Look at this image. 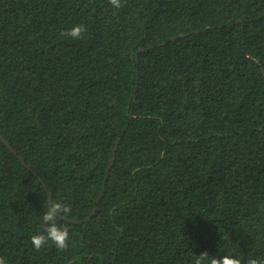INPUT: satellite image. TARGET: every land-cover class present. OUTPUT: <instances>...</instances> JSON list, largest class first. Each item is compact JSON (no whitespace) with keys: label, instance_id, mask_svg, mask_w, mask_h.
<instances>
[{"label":"trees","instance_id":"16d2710c","mask_svg":"<svg viewBox=\"0 0 264 264\" xmlns=\"http://www.w3.org/2000/svg\"><path fill=\"white\" fill-rule=\"evenodd\" d=\"M122 2L0 0V257L264 260V0Z\"/></svg>","mask_w":264,"mask_h":264},{"label":"clouds","instance_id":"9594fccd","mask_svg":"<svg viewBox=\"0 0 264 264\" xmlns=\"http://www.w3.org/2000/svg\"><path fill=\"white\" fill-rule=\"evenodd\" d=\"M109 4L114 9L123 7L122 0H109ZM86 29L83 25H77L67 32H62V36L70 37L73 40H79L83 37ZM70 205L65 204L60 200H49L47 203V211L42 216L44 229L42 233L33 235L30 242L35 250H40L48 242H51L60 251H65L68 248L69 227L61 225L58 221L61 217L71 214ZM194 264H241V259L238 257L224 255L223 257L209 258L207 252L195 256ZM0 264H6L4 257H0ZM244 264H264V260L257 258H248Z\"/></svg>","mask_w":264,"mask_h":264},{"label":"water","instance_id":"95a60500","mask_svg":"<svg viewBox=\"0 0 264 264\" xmlns=\"http://www.w3.org/2000/svg\"><path fill=\"white\" fill-rule=\"evenodd\" d=\"M0 141H1L2 143H4V144H5V145H6V146H7V147H8L13 153H15V152L12 150V148L10 147V145H9V144L3 139V137H2L1 135H0ZM116 148H117V146L114 147V151H113V153H115ZM113 160H114V156H112V158L110 159V164H109V166H108V170L110 169V166H111ZM22 163L26 166V164H25L24 162H22ZM26 167H27V169H29V170L34 174V176H36V177L38 178V181L43 185L44 189L47 191L45 185L43 184L42 180L38 177V175L36 174V172H35L34 170H32L30 167H28V166H26ZM47 195H48L49 200H51V196H50V193H49V192H47ZM97 202H98V201H97ZM96 205H97V203H96ZM96 205H95L93 211L91 212L90 216L93 214L94 210L96 209Z\"/></svg>","mask_w":264,"mask_h":264}]
</instances>
